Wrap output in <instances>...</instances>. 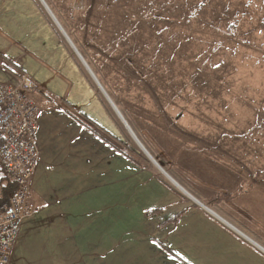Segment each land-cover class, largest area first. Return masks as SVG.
<instances>
[{"label": "rangeland", "instance_id": "obj_1", "mask_svg": "<svg viewBox=\"0 0 264 264\" xmlns=\"http://www.w3.org/2000/svg\"><path fill=\"white\" fill-rule=\"evenodd\" d=\"M38 2L120 124L115 143L191 202L225 195L208 207L224 219L251 207L264 243V0Z\"/></svg>", "mask_w": 264, "mask_h": 264}, {"label": "crops", "instance_id": "obj_2", "mask_svg": "<svg viewBox=\"0 0 264 264\" xmlns=\"http://www.w3.org/2000/svg\"><path fill=\"white\" fill-rule=\"evenodd\" d=\"M22 75L41 106L39 211L21 221L11 264H264L253 209L232 214L248 231L125 156L120 124L38 0H0V82Z\"/></svg>", "mask_w": 264, "mask_h": 264}, {"label": "built area", "instance_id": "obj_3", "mask_svg": "<svg viewBox=\"0 0 264 264\" xmlns=\"http://www.w3.org/2000/svg\"><path fill=\"white\" fill-rule=\"evenodd\" d=\"M27 76L0 82V159L16 183L5 208H0V264H11L24 217L39 211L32 196L40 152L37 144L40 104L29 92Z\"/></svg>", "mask_w": 264, "mask_h": 264}, {"label": "trees", "instance_id": "obj_4", "mask_svg": "<svg viewBox=\"0 0 264 264\" xmlns=\"http://www.w3.org/2000/svg\"><path fill=\"white\" fill-rule=\"evenodd\" d=\"M66 112L70 114L71 116H73L80 123L84 124L86 127L93 129L82 118L73 114L69 110H66ZM118 149L121 150V152L125 156H127L129 159H131L133 162H135L136 164L140 166H143L145 163H149L148 158L143 153L135 149L128 148V147L126 149H121V148H118ZM157 158L160 160L162 164L167 165V162L162 156L158 155ZM15 188H16L15 181L9 178L6 166L4 162L0 159V208H5L7 206L8 201H9V195L11 192L15 190ZM230 197H233V196L231 195ZM224 198H225V195L220 194V195L210 198L208 201H205V203L210 206H219L220 203L224 201ZM158 211H159L158 209H154V210L149 211L148 214L152 215L154 213H157ZM229 215L233 218L232 213H229ZM233 219H236L239 222V224L245 227L248 231H251L245 222H242L238 218H233Z\"/></svg>", "mask_w": 264, "mask_h": 264}]
</instances>
